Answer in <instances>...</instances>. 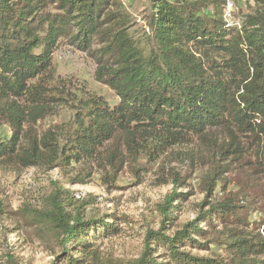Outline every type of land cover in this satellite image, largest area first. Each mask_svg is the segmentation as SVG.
<instances>
[{
  "label": "trees",
  "instance_id": "16d2710c",
  "mask_svg": "<svg viewBox=\"0 0 264 264\" xmlns=\"http://www.w3.org/2000/svg\"><path fill=\"white\" fill-rule=\"evenodd\" d=\"M230 1L150 0L148 34L136 42L124 32L119 0H0V115L11 131L0 140V159L47 169L105 156L121 165L156 162L193 137L231 129L229 147L237 153L236 136L247 137L264 170V0H247L254 10L239 26L225 18ZM61 41L82 51L100 42L91 54L102 64L98 74L108 71L118 103L88 101L59 132L28 134L20 146L26 116L37 122L47 115L43 101ZM220 182L211 174L207 191L220 192ZM64 193L54 189L44 211L23 219L57 245L64 263L100 262L97 241L119 235L116 222L69 210ZM178 196L159 206L161 228L146 232L140 255L118 264H264V236L239 205L245 195L210 203L169 235Z\"/></svg>",
  "mask_w": 264,
  "mask_h": 264
},
{
  "label": "rangeland",
  "instance_id": "374dc122",
  "mask_svg": "<svg viewBox=\"0 0 264 264\" xmlns=\"http://www.w3.org/2000/svg\"><path fill=\"white\" fill-rule=\"evenodd\" d=\"M119 2L124 32L136 42L145 40L150 0ZM253 10L247 0H233L228 3L225 18L239 26L242 16ZM94 44L92 49L82 51L61 41L53 57L55 77L43 101L47 115L37 122L30 114L26 116L20 146L26 147L28 134L41 137L49 131L59 132L88 101L96 99L110 106L118 103L105 81L108 71L98 74L102 64L96 60L97 52L91 53L102 46L98 41ZM6 114L9 119L10 114ZM230 130L213 129L204 137H193L188 143L173 146L156 162H147L145 157L140 162L127 158L121 165L120 159L105 156L90 165L47 169L24 168L17 161L0 159V264H66L57 245L23 219L32 210L44 211L56 188L65 191L69 210L78 209L85 218H106L116 222L120 230L119 235L97 241L101 261L88 260L86 264L136 259L144 248L146 232L161 228L159 206L175 192L181 196L173 203L177 221L167 231L169 235L208 210L210 203L242 193L244 201L239 205L252 211L251 221L264 236L263 166L247 137L236 136L240 149L234 153L229 147ZM10 134L6 119L0 115V140L5 141ZM118 149L122 152L121 147ZM115 162L118 165L113 168ZM211 174L221 181L220 192L207 191ZM112 215L120 221H113Z\"/></svg>",
  "mask_w": 264,
  "mask_h": 264
}]
</instances>
